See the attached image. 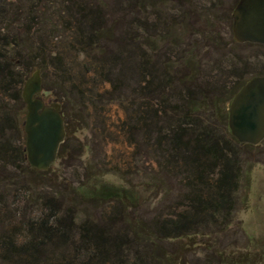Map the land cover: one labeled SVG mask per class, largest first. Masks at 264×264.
Instances as JSON below:
<instances>
[{"label": "rangeland", "instance_id": "obj_1", "mask_svg": "<svg viewBox=\"0 0 264 264\" xmlns=\"http://www.w3.org/2000/svg\"><path fill=\"white\" fill-rule=\"evenodd\" d=\"M50 2L38 37L19 45L20 68L0 77L2 85L11 79L0 89V115L16 125L0 139L7 147L0 154V236L14 230L22 243L25 220L52 212L74 221L62 242L79 247L76 229L85 223L120 241L130 263L264 264V141L237 149L231 208L193 215L178 237L161 238L153 233L156 220L174 225L185 217L190 189L154 152L156 134L141 130L145 120L135 123L141 109L157 107L160 92L144 88L154 84L156 68L180 93L208 88L204 110L194 116L229 142L232 90L264 72V48L233 41L238 0H59L53 17ZM35 70L48 93L37 98L59 103L67 123L56 161L44 172L22 161L26 106L10 99L21 96Z\"/></svg>", "mask_w": 264, "mask_h": 264}, {"label": "trees", "instance_id": "obj_2", "mask_svg": "<svg viewBox=\"0 0 264 264\" xmlns=\"http://www.w3.org/2000/svg\"><path fill=\"white\" fill-rule=\"evenodd\" d=\"M192 66L188 68L197 76L196 67ZM161 68L162 71L159 73L167 72L164 66ZM155 70L157 69L154 68V73L152 71L150 75L155 80L154 84L147 81L144 88L148 92H160L156 97L157 107L149 105L141 109L142 112L135 119V123L145 120V123L141 124L143 126L141 130L153 131L156 134L154 152L164 160L166 167L182 175L183 180L186 181L185 187L190 189L187 195L189 211L186 216L178 217L179 220L174 225L156 220L152 227L153 233L161 235V238L170 239L178 237L181 228L185 229L188 223L196 221L193 215L214 216L225 206L231 208L233 194L238 185L237 149L242 145L232 137L228 142L216 136L209 123L194 116L204 110L205 99L208 98L207 87L204 90L195 87L193 88L195 91L186 89L185 92L180 93L170 87L167 79L158 77V72L155 73ZM261 76H264V72L254 74L251 78ZM10 80L6 78V81H3L5 84L3 88L10 85ZM246 82L238 84L232 90L231 99ZM165 88L168 89L167 92ZM10 99L21 102L19 94L11 96ZM171 101L177 102L178 105L174 104L175 107H170ZM168 108L175 109L168 110ZM14 123V119L9 115H0V139H3L5 131L11 132L12 128L14 132L16 131ZM64 124L66 132L67 123L64 121ZM128 129L132 130L133 126L130 125ZM5 144L6 141L4 144L0 143L2 155L7 149ZM21 155L22 161H25L23 149ZM66 223L74 224L68 214L58 218L52 212L38 221L25 220L23 223L25 241L22 243L17 244L13 236L14 230L8 235L0 236V264H135L126 260L127 253L120 250V241H116L115 238L111 241L108 236H104L102 232L90 228L85 223H81L76 229L79 235V247L62 242L61 238L67 230L64 228ZM123 254H126L124 261Z\"/></svg>", "mask_w": 264, "mask_h": 264}, {"label": "water", "instance_id": "obj_3", "mask_svg": "<svg viewBox=\"0 0 264 264\" xmlns=\"http://www.w3.org/2000/svg\"><path fill=\"white\" fill-rule=\"evenodd\" d=\"M231 17L234 43L264 47V0H238ZM41 86L40 72L35 70L21 92L27 112L22 128L27 165L44 172L56 161L66 132L61 105L49 103L44 109L42 101L36 99L42 91ZM227 109V127L238 144L258 146L264 141V76L248 80Z\"/></svg>", "mask_w": 264, "mask_h": 264}, {"label": "flooded vegetation", "instance_id": "obj_4", "mask_svg": "<svg viewBox=\"0 0 264 264\" xmlns=\"http://www.w3.org/2000/svg\"><path fill=\"white\" fill-rule=\"evenodd\" d=\"M56 1L59 0H52V17L56 12L54 8ZM44 4L50 6L51 2L50 0H0V54L2 55L0 57V77L8 73V68H20L21 61L15 59L14 56L20 50V44L38 37L35 36V29L40 25L41 14L45 9ZM3 85H0V89H4ZM45 92L42 87L39 95H44ZM21 102L24 103L22 98ZM42 103L44 109L49 107L48 101H42Z\"/></svg>", "mask_w": 264, "mask_h": 264}]
</instances>
